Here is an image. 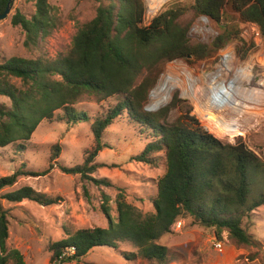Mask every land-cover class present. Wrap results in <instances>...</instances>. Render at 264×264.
<instances>
[{
  "label": "trees",
  "instance_id": "16d2710c",
  "mask_svg": "<svg viewBox=\"0 0 264 264\" xmlns=\"http://www.w3.org/2000/svg\"><path fill=\"white\" fill-rule=\"evenodd\" d=\"M95 1L99 3L96 16L78 30L65 54L52 60L12 57L0 63V96L10 101V105L0 102V148L15 144L18 150L25 148L43 121L67 125L89 122L93 148L85 152L82 165L61 170L98 186L111 187L107 179L96 180L91 175L100 167L95 163L99 153L110 149L105 133L118 120H126L147 141L133 160L152 166L163 161L166 168L157 181L153 213L143 214L119 198L116 222L104 208L108 228L66 230L64 238L49 245L50 264L79 262L95 248L119 249L122 243L131 244L149 261L163 263L169 250L157 242L172 234L173 226L185 218L194 225L214 229L219 240L228 232L239 243L250 244L251 237L243 228L244 218L264 205V193L250 201V174L264 175V161L241 139L230 144L214 137L189 108L168 124L164 122L168 109L150 113L145 105L167 63H207L212 52L223 50L229 42L245 45L239 28L220 26L225 6L239 15V22L258 25L264 41V0H195L190 20H183L186 8H172L148 25L144 23L143 0ZM9 2L0 0V15ZM34 2L32 16L16 12L11 18L13 26L25 32L26 46L37 45L54 28L53 8L48 0ZM200 18L223 28L212 46L195 44L189 37ZM87 97L96 98L99 104L112 99L115 103L91 118L86 110L77 107ZM182 105L175 97L172 107L183 111ZM61 153V145H54L51 161ZM48 172L36 173L21 167L0 178V264H26L18 250L8 249L9 212L2 201L17 204L29 200L42 206L59 201L30 186L5 194L2 191L22 177ZM123 255L127 259L135 256L127 252Z\"/></svg>",
  "mask_w": 264,
  "mask_h": 264
},
{
  "label": "rangeland",
  "instance_id": "374dc122",
  "mask_svg": "<svg viewBox=\"0 0 264 264\" xmlns=\"http://www.w3.org/2000/svg\"><path fill=\"white\" fill-rule=\"evenodd\" d=\"M143 1L146 9L144 23L148 25L154 17L172 8H186L187 12L183 20H190L191 7L195 0ZM48 2L53 8L51 14L54 28L46 37L39 39L37 45L26 46L25 32L21 27L13 26L11 18L16 12L32 16L36 10L35 2L34 0H15L9 17L0 21V63L12 57L52 60L65 54L70 49L78 30L96 16L99 6L95 0H48ZM243 25L244 23L239 22V15L229 6H225L220 26H227L230 30L235 28L241 30ZM220 26L207 18H200L190 30L189 37L195 44L201 42L212 46L215 38L223 30ZM244 33L242 41L245 45L239 41L229 42L223 50L212 52L207 63L176 60L185 64L179 79L185 83L186 91L176 90L168 103L153 110L150 108L153 102L151 95L161 84L166 67L176 61L167 63L159 75L156 86L148 95L145 110L157 113L168 109L164 122L172 124L182 112H185L186 108H189L192 115L196 116L202 126L214 137L223 143L230 144L241 139L264 161V116L261 118L256 114L251 116L252 112H248L250 109L246 104L228 108L219 105L212 110L206 109L213 116L212 124L218 126L216 128L221 133L218 136L208 129L207 120L198 113L193 99L184 96L185 92H193L195 87L193 80L199 82L202 77L217 71L233 74L234 71L231 68L228 70L226 65L229 64L227 61L232 59H238L234 68L245 67L252 61L250 67L252 71L248 78L251 81L259 77L264 70V64H260L259 60L260 56H264L263 38L261 35L251 37ZM229 48L230 50L232 48V53L226 51ZM238 63L239 65L236 66ZM142 79L143 76L138 79V83ZM244 81L245 84L248 83L247 80ZM244 81L242 80L243 84ZM15 83L20 85L19 80L15 79ZM199 87L201 90L199 102L205 105L209 86H202L199 83ZM156 96L158 98L159 94ZM175 97L183 103L184 107H181L184 108L183 111L180 107H172ZM0 102L10 105L6 97L0 96ZM110 103H115V100L99 104L96 98L87 97L77 107L86 110L88 115L94 118L108 110ZM104 140L109 143L110 149L105 148L99 153L95 163H99L100 167L91 177L96 180L107 179L111 187L98 186L92 180H85L80 175L67 174L61 170V167L73 168L82 165L85 152L93 148L94 137L89 122L67 125L43 121L30 142L25 144V148L18 150V144L0 148V178L12 175L21 167L36 173L49 170L42 176L20 178L14 186L5 188L2 194L30 186L49 197L59 199L58 203L51 206H42L29 200L17 204L2 201L9 212L8 249L18 250L26 264H50L49 245L64 238L65 231L68 229L108 228L109 219L104 208L108 209L111 219L116 222L118 219L116 202L119 198L136 207L143 214L154 212L152 201L158 192L157 181L166 168L163 161L157 166H152L133 160L134 156L144 150L147 141L144 135H141L134 126L129 125L126 120H118L112 125L105 133ZM56 144L61 145L62 153L58 159L51 161V150ZM250 181V201H252L264 193L263 173H251ZM243 228L251 237L250 244L239 243L228 232H224L222 240H219L214 229L194 225L191 219L185 218L173 226L172 234L163 236L157 242L169 250V256L163 263L149 261L142 257L134 246L122 243L119 249L95 248L79 262L65 264H264V205L245 216ZM215 241L222 242V251L215 248ZM123 252L135 256L127 259ZM9 264L17 263L10 261Z\"/></svg>",
  "mask_w": 264,
  "mask_h": 264
},
{
  "label": "bare ground",
  "instance_id": "6f19581e",
  "mask_svg": "<svg viewBox=\"0 0 264 264\" xmlns=\"http://www.w3.org/2000/svg\"><path fill=\"white\" fill-rule=\"evenodd\" d=\"M226 51L231 52L233 50L232 48L231 50L229 48V50L227 49ZM231 53L230 55H232ZM237 60L232 59L230 61H227L229 62V64H226L229 68L226 69L230 70L231 68L234 71L233 74H230V72L228 74H225L226 72L223 74V71H217L213 74H208L202 77L199 82L193 80L195 84L193 92L191 91L184 93V96L186 98H192L193 101L196 103L198 113L201 115V117H203V119L207 120L208 129L211 132L218 134V136L221 135V133L216 128L217 125L215 126L214 124H212L214 123L212 122L213 116L209 114L206 109L212 110L213 108H217L219 105L221 107L228 108L234 105L241 106V104H246L247 108L250 109L248 110V112H252L251 116L254 114H256L257 117L260 116L259 118L264 116V70L262 73H260L259 77H257L256 80L252 79L250 81L248 77L251 75L252 70L250 67L252 66V61L248 62V65L245 67L234 68V64L237 62ZM259 60L260 64L263 65L264 56H260ZM239 63L236 64V66H238ZM183 67H185V64L181 61L173 62L166 67V71L162 75V79L160 81L161 84L157 86V88L151 95V98L153 99V102H151L150 105L151 109L155 110L160 106H163L168 103L172 93L176 90L186 89L185 83L179 79V76L182 75L181 70ZM242 80H247L246 82L248 83L245 84L244 81L243 84ZM199 83L202 86H209V93L207 95V102L205 105L199 102L201 99V97L199 96L201 91L199 89ZM160 88H162L161 91ZM156 94H159L158 98Z\"/></svg>",
  "mask_w": 264,
  "mask_h": 264
},
{
  "label": "built area",
  "instance_id": "2783aa9c",
  "mask_svg": "<svg viewBox=\"0 0 264 264\" xmlns=\"http://www.w3.org/2000/svg\"><path fill=\"white\" fill-rule=\"evenodd\" d=\"M244 28V29H243ZM243 28H241V37L243 38V33L247 36H251V37H255V36H260L261 32H260V28L258 25L254 24V23H244ZM244 31V32H243ZM181 223H179L180 225ZM214 246L217 250L222 251L223 249V244L221 241H215ZM54 264H60V261L55 262Z\"/></svg>",
  "mask_w": 264,
  "mask_h": 264
},
{
  "label": "water",
  "instance_id": "95a60500",
  "mask_svg": "<svg viewBox=\"0 0 264 264\" xmlns=\"http://www.w3.org/2000/svg\"><path fill=\"white\" fill-rule=\"evenodd\" d=\"M14 2H15V0H10L9 5L6 8L5 12L0 15V21L6 20L9 17V15L12 12V8H13V5H14Z\"/></svg>",
  "mask_w": 264,
  "mask_h": 264
}]
</instances>
